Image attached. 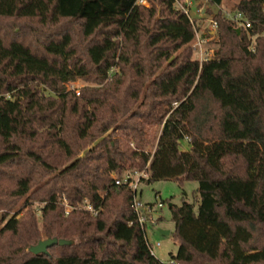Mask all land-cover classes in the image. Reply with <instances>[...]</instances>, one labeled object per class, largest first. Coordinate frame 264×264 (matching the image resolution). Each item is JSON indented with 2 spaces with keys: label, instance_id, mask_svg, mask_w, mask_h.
Here are the masks:
<instances>
[{
  "label": "trees",
  "instance_id": "1",
  "mask_svg": "<svg viewBox=\"0 0 264 264\" xmlns=\"http://www.w3.org/2000/svg\"><path fill=\"white\" fill-rule=\"evenodd\" d=\"M136 1L0 0V264H167L115 182L143 170L198 182L169 260L264 264V0L236 4L249 28L213 14L203 61L175 0ZM46 238L73 243L29 251Z\"/></svg>",
  "mask_w": 264,
  "mask_h": 264
},
{
  "label": "rangeland",
  "instance_id": "2",
  "mask_svg": "<svg viewBox=\"0 0 264 264\" xmlns=\"http://www.w3.org/2000/svg\"><path fill=\"white\" fill-rule=\"evenodd\" d=\"M239 0H223L221 7H213L211 14L206 13L208 4L205 0H195L192 7V15L195 19L194 23L200 25L199 33H203L209 29V19L213 18L218 10L226 15H231L235 12V6ZM201 8L202 13L196 11ZM216 37L211 38L207 44L209 51L215 53L218 49V44L215 42ZM192 49H194L193 58L198 59L199 53L194 48V41L192 42ZM211 53V52H210ZM92 85L82 79L68 83L69 89H80L83 86ZM198 182L195 180H185L182 183L175 179L157 180L152 183L142 181L139 185L138 197L145 204L157 205L151 212L152 221L146 224V234L152 244L160 242V246H154V255L161 261L167 262L170 259V254L177 251L178 245L173 237L175 231V223L172 219V212L170 205H182L184 202L195 203L198 207L199 196L197 195ZM159 202H163V207H158ZM22 202L17 206L20 208ZM16 208V209H17ZM162 231H169L170 234H164Z\"/></svg>",
  "mask_w": 264,
  "mask_h": 264
},
{
  "label": "built area",
  "instance_id": "3",
  "mask_svg": "<svg viewBox=\"0 0 264 264\" xmlns=\"http://www.w3.org/2000/svg\"><path fill=\"white\" fill-rule=\"evenodd\" d=\"M195 0H175V6L177 9L182 10L192 22H194V17L192 15V7ZM137 4L149 6L150 0H137ZM197 12L202 13V9L198 8L196 9ZM228 17L236 22L237 25L243 26L245 28L251 27V22L244 16L241 12H234L231 15H228ZM209 29L211 31V35L207 37H202L201 33L196 32V38L194 40V48L199 53V60L203 61L208 58H211L213 56V51H209L207 48V44L210 41L211 38H213V34L215 33L218 23L214 18L209 19ZM211 52V53H210ZM149 165V164H148ZM147 176V172L145 170L143 171H136V172H130L126 171L120 178L115 177V182L117 185H126L133 193V201H132V209L135 212L137 216L138 223L143 229L145 239L147 241V244L149 246V249L152 254H154V246H160V242H156V244L150 243L147 234H146V224L149 221L153 222V219L151 218V212L155 209L157 205L154 204H145L141 201V199L138 197V190L139 185L141 183V180L143 177ZM64 205L66 206V214H69V212L72 209L75 208H84L92 213L96 214L97 211L94 209V207L88 202L85 201L84 204L78 205V206H71L69 205L68 201L66 199L63 200ZM163 202H159L158 207L162 208ZM39 212V211H38ZM167 264H176L174 260H168L166 262Z\"/></svg>",
  "mask_w": 264,
  "mask_h": 264
},
{
  "label": "water",
  "instance_id": "4",
  "mask_svg": "<svg viewBox=\"0 0 264 264\" xmlns=\"http://www.w3.org/2000/svg\"><path fill=\"white\" fill-rule=\"evenodd\" d=\"M164 234H170L169 231H162ZM72 240L58 239V238H46L38 242V244L33 245L29 248V251L34 254H49L48 249L54 245H69L72 244Z\"/></svg>",
  "mask_w": 264,
  "mask_h": 264
},
{
  "label": "crops",
  "instance_id": "5",
  "mask_svg": "<svg viewBox=\"0 0 264 264\" xmlns=\"http://www.w3.org/2000/svg\"><path fill=\"white\" fill-rule=\"evenodd\" d=\"M214 38V37H213Z\"/></svg>",
  "mask_w": 264,
  "mask_h": 264
}]
</instances>
